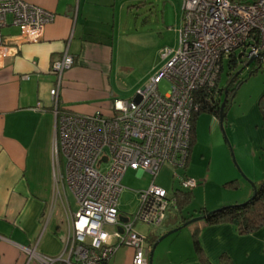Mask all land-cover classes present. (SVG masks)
Masks as SVG:
<instances>
[{
	"label": "built area",
	"instance_id": "built-area-1",
	"mask_svg": "<svg viewBox=\"0 0 264 264\" xmlns=\"http://www.w3.org/2000/svg\"><path fill=\"white\" fill-rule=\"evenodd\" d=\"M181 10L177 49L160 50L164 65L133 100H115L108 114L100 110L91 115L60 112L62 77L73 59L65 52L52 64L56 81L50 97L57 128L53 152L64 159V181L78 210L68 221L62 255H35L40 264H107L123 246L133 250L131 264H147L146 239L133 226L141 222L159 227L174 200L152 183L138 192L140 204L133 221L129 218L122 224L118 198L124 173L143 171L153 182L162 166L184 169L190 149V119L197 110L194 92L215 87L225 60H232L238 68L259 58V70L264 72V0L250 4L182 0ZM8 16L19 28L18 39L28 43L38 42L44 27L54 20L52 12L23 0L0 1V60L7 51L1 29ZM162 81L170 85L166 95L158 92ZM103 164H107L104 170ZM174 176L183 190L196 186L194 180Z\"/></svg>",
	"mask_w": 264,
	"mask_h": 264
},
{
	"label": "crops",
	"instance_id": "crops-1",
	"mask_svg": "<svg viewBox=\"0 0 264 264\" xmlns=\"http://www.w3.org/2000/svg\"><path fill=\"white\" fill-rule=\"evenodd\" d=\"M23 1L52 12L54 20L44 27L36 43L18 39L20 31L11 24V16L1 29L7 51L0 60V264H40L35 255L55 258L64 250L69 221L68 187L64 181V159L61 153L56 156L53 152L57 128L50 97L56 81L52 64L65 52L73 59L72 67L62 77L59 111L91 115L97 110L108 114L115 100H130L120 88L119 70L138 69L141 59L122 49L119 41L110 42L108 37L102 38L91 30L89 0ZM150 69L153 70L144 78L146 83L160 67ZM251 78L255 95L260 97V116L264 75ZM252 110H256L255 103ZM255 125L259 130L252 145L260 151L264 145L261 116ZM239 159L245 170V161ZM190 160L191 150L188 163ZM246 174L251 177L247 171ZM252 192L253 189L244 188L242 195L230 203H240ZM195 223L192 230L202 227L201 222ZM162 225L157 227V236L166 231ZM199 240L212 264H218L222 255L232 264H264V228L239 236L230 225L210 226L201 229ZM126 250L124 264H131L133 250ZM116 253L107 264H117Z\"/></svg>",
	"mask_w": 264,
	"mask_h": 264
},
{
	"label": "rangeland",
	"instance_id": "rangeland-1",
	"mask_svg": "<svg viewBox=\"0 0 264 264\" xmlns=\"http://www.w3.org/2000/svg\"><path fill=\"white\" fill-rule=\"evenodd\" d=\"M88 2L92 3L87 11L89 19L93 21L91 30L102 38L108 37L110 42L119 41L122 49L127 53H133L141 58L138 69L119 70L122 81L120 88L124 96H127L126 99L133 100L136 92L146 85L144 78L153 70L150 68H161L164 65L159 54L160 50L165 48L175 50L178 47L182 0H89ZM227 65L225 60L218 83L224 90L228 81ZM251 66L249 65L250 69ZM241 68L242 66H238L236 72ZM257 74L262 76L264 72L259 70L255 75ZM251 77L247 69L237 75L236 84H241L232 103L228 104L222 129L218 121L208 113H200L196 118V139L191 147V160L185 170L187 175H184V171L180 169L166 165L159 169L153 182L146 173L140 175L131 170L124 173L121 181L123 190L118 198V211L124 214L125 218L133 221L140 204L138 192L141 189L146 190L152 183L163 189L168 198L173 199L175 191L183 190L174 174L194 180L196 186L191 189V202L180 212L174 205L168 206L162 223V228L165 227L166 231L159 237L180 225H177L180 213L182 217L191 216L189 220H193L200 217L199 213L203 208L212 212L221 207L242 204L249 200L251 196L240 203H230L235 197L242 195L244 188L247 191L252 190V184L264 180V153L261 150L255 151L252 145L259 130L255 128V122L258 117L260 118L257 111L260 97L255 95L256 86ZM169 90L170 85L166 81L159 83V94L166 95ZM253 103L256 105L254 111ZM257 125L259 126L260 123ZM238 157L245 161L242 165H246L245 170L253 180L239 165ZM106 167L107 164H103L102 170ZM231 182H234L235 188ZM66 193L70 221L78 209L69 188ZM192 224L194 223L164 237L152 252L151 264H201L192 249ZM106 229L111 231L110 228ZM133 229L150 241L157 236L159 228L136 222ZM145 248L150 253L151 247L148 241L145 243ZM126 249L129 247L123 246L117 250V264H124L125 251H128Z\"/></svg>",
	"mask_w": 264,
	"mask_h": 264
},
{
	"label": "trees",
	"instance_id": "trees-1",
	"mask_svg": "<svg viewBox=\"0 0 264 264\" xmlns=\"http://www.w3.org/2000/svg\"><path fill=\"white\" fill-rule=\"evenodd\" d=\"M243 1L244 4H250L255 0H239ZM259 62L260 59H255L251 63V69H249V74L251 76L255 75L259 70ZM227 69H228V81L226 85V97H225V106L224 113L228 107V104L232 103L234 95L239 87V84H236L235 76L236 72V64L232 60H227ZM223 68H221L220 74L218 75L217 82L214 88L208 90L206 88L198 89L194 92V104L197 106V110L192 113L190 119L191 131H190V149L195 143V121L200 113H208L212 117L218 118L220 111V104L223 100H220V94L224 92V89L219 87L220 75ZM240 70V69H239ZM238 82V81H237ZM260 116L262 125H264V101H260ZM225 121V118L223 122ZM261 152L264 153V145L261 146ZM189 159L188 158L185 164V167L182 171H184L187 167ZM184 174V173H183ZM186 177V176H185ZM187 178V177H186ZM234 182H231L233 184ZM253 192L249 200L242 204H235L230 206L221 207L219 209L213 210L209 212L205 208L200 210L199 220L197 222L202 223V227L195 226L191 235L192 238V247L193 251L196 254L198 260L201 264H212L206 254L203 251L199 240V234L201 229L210 226L227 224L234 228L236 233L239 236H247L258 232L260 229L264 228V180L259 183L252 184ZM235 188V184H233ZM192 192L191 190H177L173 195L174 207L180 212L182 208L188 205L191 202ZM189 218H184L179 215V220L177 225H182ZM195 223V222H194ZM196 224V223H195ZM179 225V226H180ZM160 236V235H159ZM159 236L153 238L152 240L146 239L149 242V247L156 242ZM218 264H232L231 260L226 256L222 255L219 259Z\"/></svg>",
	"mask_w": 264,
	"mask_h": 264
},
{
	"label": "water",
	"instance_id": "water-1",
	"mask_svg": "<svg viewBox=\"0 0 264 264\" xmlns=\"http://www.w3.org/2000/svg\"><path fill=\"white\" fill-rule=\"evenodd\" d=\"M252 61H253V59L247 63L246 67H247L248 65H250V64L252 63ZM246 67L243 66V67H242V68H241V69L235 74V76H237L239 73H241ZM225 97H226V89H225L224 92H223V100H222V102H221V104H220L219 116H218V118H217V121H218L219 126H220L221 129H222L223 120H224V118H225V113H224ZM102 160L105 161V158H103ZM252 189H254V188H253V185H252ZM199 219H200V218L193 219V220H192V219H191V220H188V221H186L185 223H183L182 225L178 226L177 228H175V229L169 231V233L177 232V231H179L180 229H182V228H184L185 226H187L188 224H191V223L197 222ZM128 220H129V218L122 217L121 215L119 216V221H120L122 224L127 223ZM119 232H121V229H120V228H119ZM169 233L164 234L163 236L159 237V238L156 240V242L152 245V247H151V251H150V253H148L149 255H148V258H147V264H151V256H152V252H153L154 248L156 247V245H157V244H158V243H159L164 237H166Z\"/></svg>",
	"mask_w": 264,
	"mask_h": 264
},
{
	"label": "flooded vegetation",
	"instance_id": "flooded-vegetation-1",
	"mask_svg": "<svg viewBox=\"0 0 264 264\" xmlns=\"http://www.w3.org/2000/svg\"><path fill=\"white\" fill-rule=\"evenodd\" d=\"M220 96L222 97L223 96V93H221Z\"/></svg>",
	"mask_w": 264,
	"mask_h": 264
},
{
	"label": "clouds",
	"instance_id": "clouds-1",
	"mask_svg": "<svg viewBox=\"0 0 264 264\" xmlns=\"http://www.w3.org/2000/svg\"><path fill=\"white\" fill-rule=\"evenodd\" d=\"M222 98H223V96H222ZM149 253V252H148ZM148 257V256H147Z\"/></svg>",
	"mask_w": 264,
	"mask_h": 264
}]
</instances>
